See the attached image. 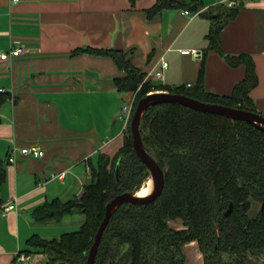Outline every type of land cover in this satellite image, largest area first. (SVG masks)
<instances>
[{
	"label": "crops",
	"instance_id": "1",
	"mask_svg": "<svg viewBox=\"0 0 264 264\" xmlns=\"http://www.w3.org/2000/svg\"><path fill=\"white\" fill-rule=\"evenodd\" d=\"M155 1L0 0V48L22 49L20 56L0 61V90L7 96L0 106V159L6 171L0 207L14 205L6 213L0 208V264H13L33 235L52 239L77 231L83 214L37 223L31 213L46 202L80 196L100 156L112 157L122 146L118 114L131 93L119 92L116 80L126 74L110 58L75 50L123 51L153 86L192 87L203 67L205 91L221 96L244 77V68L231 67L225 56L247 55L257 76L249 97L264 115V0L245 1L222 30L224 56L204 52L209 21L200 15L166 9L147 19L145 11ZM184 1L200 2L206 9L224 0ZM180 50L200 51L201 58ZM161 60L167 68L157 80ZM32 144L44 150L42 158L18 156L15 163L7 162L13 148ZM193 254L197 264L202 256ZM28 264L48 263L34 253Z\"/></svg>",
	"mask_w": 264,
	"mask_h": 264
},
{
	"label": "trees",
	"instance_id": "2",
	"mask_svg": "<svg viewBox=\"0 0 264 264\" xmlns=\"http://www.w3.org/2000/svg\"><path fill=\"white\" fill-rule=\"evenodd\" d=\"M129 1L133 5L136 0ZM242 8L220 3L205 9L195 1L156 0L145 14L149 20L166 9L200 15L209 21L204 52L224 56L220 34ZM74 54L110 58L126 74L116 80L119 92L136 93L133 111L139 100L162 91L257 112L249 97L257 76L247 55L225 56L231 67L244 68V77L229 95L221 96L205 91L203 67L190 88L153 86L123 51L87 47ZM6 99L0 92V106ZM139 131L145 151L163 171V189L152 202L123 203L116 208L102 234L94 264H186L183 247L191 242L197 244L203 264H260L264 259V131L169 103L148 107ZM4 163L0 159V188L6 177ZM90 174L91 182L80 196L46 202L31 213L37 223L80 213L85 216L80 228L52 239L33 235L28 249L20 254H42L48 264H86L106 205L120 194H136L149 179L148 169L133 149L130 125L116 154L101 155ZM253 204L259 205L254 217L249 215ZM230 206V215L224 216ZM177 220L183 229L169 225Z\"/></svg>",
	"mask_w": 264,
	"mask_h": 264
},
{
	"label": "water",
	"instance_id": "3",
	"mask_svg": "<svg viewBox=\"0 0 264 264\" xmlns=\"http://www.w3.org/2000/svg\"><path fill=\"white\" fill-rule=\"evenodd\" d=\"M179 104L183 107L189 108L202 113L215 114L223 117H227L230 120H238L250 124L261 131H264V115L258 112H250L230 108L218 104L203 103L198 100L191 99L186 96L170 94L165 92H155L148 94L145 98H142L137 103L135 111L133 113L130 122V131L133 141V149L140 159V161L146 166L149 172V179L151 178L154 182V188L150 195L146 197H137L136 194L123 193L113 198L105 207V214L101 221L99 228L96 232L93 244L88 253L86 264H94L95 256L98 250V246L102 237V234L109 222L111 215L114 213L116 208L123 203L128 204H145L154 201L161 193L164 186V174L157 163L152 159L144 149L142 139L140 136L139 126L141 117L144 111L153 105L157 104ZM115 177L118 181V168L115 170ZM232 211V206L224 213V216H229Z\"/></svg>",
	"mask_w": 264,
	"mask_h": 264
},
{
	"label": "built area",
	"instance_id": "4",
	"mask_svg": "<svg viewBox=\"0 0 264 264\" xmlns=\"http://www.w3.org/2000/svg\"><path fill=\"white\" fill-rule=\"evenodd\" d=\"M20 0H11L12 4L18 3ZM247 0H224L222 4H225L228 8H233V7H239L243 5V3ZM184 16H193V14H190L188 11H182L181 12ZM180 53L182 55H187L191 56L193 59L197 60L201 58V52L196 51V50H180ZM22 54V49L21 48H13L8 51H5L0 48V61L2 62H8L13 58H16ZM167 68V63L161 60V70L157 71L154 74L155 79L159 80L162 78V71ZM191 85L188 84L187 88H189ZM2 93L3 91L0 90ZM135 95V94H134ZM133 108V102H130L127 105L122 106L120 109V112L118 114V120L121 121L124 125V128H122V132L125 130L127 127L130 115H131V110ZM18 156L22 157H32V158H42L44 156V150L38 145V144H32L26 147H22L19 149L13 148L10 155L7 158L8 163H15L16 158ZM3 213H6L9 210H12L14 208V205L12 204H6L0 207ZM30 259L29 255L25 254H18L16 258L14 259L13 264H28V261Z\"/></svg>",
	"mask_w": 264,
	"mask_h": 264
},
{
	"label": "rangeland",
	"instance_id": "5",
	"mask_svg": "<svg viewBox=\"0 0 264 264\" xmlns=\"http://www.w3.org/2000/svg\"><path fill=\"white\" fill-rule=\"evenodd\" d=\"M135 94V95H134ZM135 98H136V93H131V101L130 102H133V104H134V101H135ZM133 113H134V111H133V108H132V110H131V115H130V118H129V121H128V124H127V127H128V125H130V122H131V119H132V116H133ZM119 121V120H118ZM120 122V124H121V128H124V125H123V123L121 122V121H119ZM127 127L125 128V130L123 131V135H124V133L126 132V130H127ZM150 181V179H148L143 185H142V187L140 188V190L137 192V193H139L140 191H143V190H145V189H147L148 187H149V182ZM137 195V194H136ZM258 208H259V205L258 204H253V206H252V208L250 209V211H249V215L250 216H252V217H254L255 215H256V213H257V211H258ZM175 222V223H174ZM174 224H179V229H177L175 226L176 225H174ZM169 225L172 227V228H174V229H176V230H181V229H183V225H182V223L180 222V221H173V222H169ZM193 250H195V252H196V254L197 255H200V256H202V254L200 253V251H199V249H198V246H197V244L194 242V245H193V247L192 248H185L184 249V247H183V252H184V256H185V259H186V264H196V263H194L195 261H196V259L194 258V254H193ZM197 264H203V257H200V259H199V262L197 263ZM260 264H264V259L260 262Z\"/></svg>",
	"mask_w": 264,
	"mask_h": 264
},
{
	"label": "bare ground",
	"instance_id": "6",
	"mask_svg": "<svg viewBox=\"0 0 264 264\" xmlns=\"http://www.w3.org/2000/svg\"><path fill=\"white\" fill-rule=\"evenodd\" d=\"M149 182H150L149 183L150 184L149 187L147 189L137 193V195H136L137 197H146V196H148V195H150L152 193L153 188H154V182H153V180L151 178H150Z\"/></svg>",
	"mask_w": 264,
	"mask_h": 264
}]
</instances>
